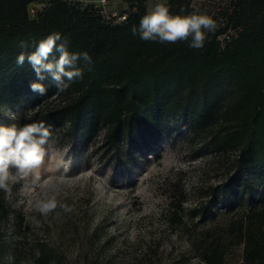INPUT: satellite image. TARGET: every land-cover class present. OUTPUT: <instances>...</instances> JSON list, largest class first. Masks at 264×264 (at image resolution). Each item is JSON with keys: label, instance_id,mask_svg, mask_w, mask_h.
Masks as SVG:
<instances>
[{"label": "trees", "instance_id": "obj_1", "mask_svg": "<svg viewBox=\"0 0 264 264\" xmlns=\"http://www.w3.org/2000/svg\"><path fill=\"white\" fill-rule=\"evenodd\" d=\"M30 1L0 0V115L29 96L41 107L31 115L35 123L90 147L100 138L101 154L109 152L114 169L121 166L122 157L132 158L131 149L157 134L168 118L182 117L195 134L204 133V148L235 153L232 172L197 208L202 220L214 199L223 203L226 213L241 212L224 236L229 233L230 239L244 244L242 264H264V0H235L233 15L222 12V17L235 16L234 28L241 25L244 12L251 14L239 36L222 49L217 33L207 34L202 49H192L187 42L141 40L131 30L146 14L141 4L124 22L112 24L93 5L76 9L64 2L53 3L39 19L29 20ZM165 1L175 15L185 0ZM53 32L70 40L69 52L86 51L92 58L90 66L78 61L83 79L59 93L50 76L40 81L27 61L16 62L21 51H33L35 43ZM21 41L29 47L22 49ZM33 82L42 83L46 94L33 92ZM220 83L228 88L226 99L218 96ZM52 96L65 99L54 106L48 103ZM184 201L174 206L173 223L181 221ZM251 201L254 204L247 207ZM5 214L0 199V221ZM219 241L202 252L206 264H223ZM35 245L31 264H58L52 249L39 241ZM19 256L18 251L15 258Z\"/></svg>", "mask_w": 264, "mask_h": 264}, {"label": "rangeland", "instance_id": "obj_2", "mask_svg": "<svg viewBox=\"0 0 264 264\" xmlns=\"http://www.w3.org/2000/svg\"><path fill=\"white\" fill-rule=\"evenodd\" d=\"M55 2L76 9L98 5V0H31L27 18L39 19ZM140 4L146 13L154 7L152 0H107L105 7L131 14ZM233 7L237 9L235 0H185L183 12L178 13H202L215 19L216 31L207 34L217 33L222 49L239 36L251 17L247 10L241 25L234 28L235 16L222 17V12L233 15ZM218 88V96L228 98V88L222 83ZM64 99L52 96L48 103L56 106ZM35 110H41L40 104L25 96L0 115V126L33 123ZM48 128L49 154L38 170L39 180L34 183V175L17 176L12 169L9 190L1 195L6 214L0 221V264H31L37 241L54 251L58 264H206L201 254L216 240L224 246L223 264L243 263L244 244L230 239L229 233L224 236L241 212L226 213L223 203L214 199L203 221L197 209L232 172L235 153L210 152L202 146L204 133L195 134L182 117H174L157 134L147 136L145 144L134 146L133 157H122L121 166L114 169L109 152L101 154L100 138L90 147ZM51 195L72 210L65 212L58 206L42 216L36 202ZM182 198V219L173 223L171 213Z\"/></svg>", "mask_w": 264, "mask_h": 264}, {"label": "clouds", "instance_id": "obj_3", "mask_svg": "<svg viewBox=\"0 0 264 264\" xmlns=\"http://www.w3.org/2000/svg\"><path fill=\"white\" fill-rule=\"evenodd\" d=\"M216 29L217 21L207 14L174 15L165 3H157L140 19L139 26H133L131 30L133 35L138 33L140 39L144 41L161 44L187 42L192 49H202L207 33L215 32ZM69 44L70 40L67 37H62L59 32H53L35 43L33 51H21L16 62L23 65L27 61L40 81L46 79L47 74L54 82L58 93L66 91L71 82L83 79L84 69L77 66L78 61H83L87 66L92 63V58L86 51L69 52ZM19 46L22 49L29 47L24 41H21ZM54 55L56 58H53ZM30 88L42 96L46 94V88L42 83L33 82ZM50 137L51 132L43 122L27 123L19 127L15 124L0 126V190H9L12 169L17 176L34 175V183L39 180L38 170L49 154ZM58 206L65 212L72 210L67 205L58 204L56 195L38 200L35 208L42 216H48ZM8 259L11 262L12 257Z\"/></svg>", "mask_w": 264, "mask_h": 264}, {"label": "built area", "instance_id": "obj_4", "mask_svg": "<svg viewBox=\"0 0 264 264\" xmlns=\"http://www.w3.org/2000/svg\"><path fill=\"white\" fill-rule=\"evenodd\" d=\"M152 2L154 3V6L157 3L166 4L165 0H152ZM106 3H107V0H98V5L94 6V8L98 11V13L104 18L106 22L115 24L119 22H124L126 20L127 14L125 12L123 13L109 12L106 10V7H105ZM229 38L230 37L228 35L225 36L226 40H229Z\"/></svg>", "mask_w": 264, "mask_h": 264}]
</instances>
